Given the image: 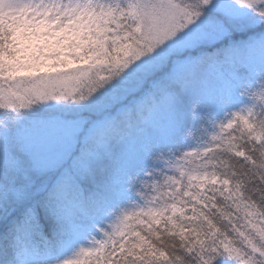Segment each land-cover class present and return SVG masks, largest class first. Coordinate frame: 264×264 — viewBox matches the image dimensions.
<instances>
[{
  "label": "snow or ice",
  "instance_id": "snow-or-ice-1",
  "mask_svg": "<svg viewBox=\"0 0 264 264\" xmlns=\"http://www.w3.org/2000/svg\"><path fill=\"white\" fill-rule=\"evenodd\" d=\"M0 264H264V0H0Z\"/></svg>",
  "mask_w": 264,
  "mask_h": 264
}]
</instances>
